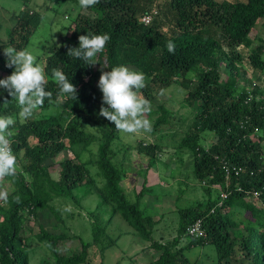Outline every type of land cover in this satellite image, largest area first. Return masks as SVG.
Returning <instances> with one entry per match:
<instances>
[{
    "label": "trees",
    "instance_id": "obj_1",
    "mask_svg": "<svg viewBox=\"0 0 264 264\" xmlns=\"http://www.w3.org/2000/svg\"><path fill=\"white\" fill-rule=\"evenodd\" d=\"M87 8L93 13L80 11L67 26L61 43L40 60L48 78L46 90L52 95L33 116L21 118L19 105L10 101L7 90H0V115L14 120L9 140L20 162L16 175L5 177L14 190L7 200H0V264H31L29 241L36 235L25 236L26 222L38 218L41 211H50L66 225L56 202L71 201L83 209L82 200L90 186L100 197L96 208L87 211L91 240L74 233L80 247L61 253L60 243L70 238L67 230L62 227L53 232L43 222L39 224V238L55 254L49 264H94L90 255L97 249L102 255L99 264H105L106 251L123 234L113 237L109 232L117 214L133 227V233L149 242L144 247L159 252L146 264H189L185 250L208 243L216 248L214 264H231L237 246L252 264H264V38L253 35L259 22L264 28V0H98ZM148 13L153 19L145 24L142 18ZM43 18L40 11L28 8L18 13L8 38L0 39V78L13 71L6 65L3 47L27 48ZM87 32L110 36L97 54L96 70L94 64L84 65L68 56V49L77 47L79 36ZM169 41L174 44L173 52L167 50ZM121 64L134 66L149 78L142 94L150 102L174 83L183 92L180 100L170 97L157 109L151 108L149 115L155 121L150 135L154 138L137 137L116 149L113 143L119 131L99 115L102 92L90 82L96 74ZM54 69L64 72L76 86V100L60 94L51 79ZM248 69L261 73L262 78H248ZM241 82L245 85L240 86ZM5 100L8 102L3 104ZM175 104L189 108L190 114H181ZM54 106L57 110L53 113L39 112ZM183 116L189 125L172 146V154L190 150L193 172L205 199L175 207L179 213L176 235L154 239L156 226L167 212L163 206L150 212L146 202L154 193L155 173L150 180L153 166L169 148L158 138L170 133ZM208 130L215 136L204 145ZM94 142L100 143L98 157L84 160L82 152ZM131 148L148 163L146 170L135 176L133 190L127 191L123 184L129 171L123 162L114 160L121 150ZM66 149L72 155L59 162L60 173L55 179L49 161ZM91 162L96 164L102 184L92 176ZM77 189L84 193L78 194ZM235 214L241 217L235 219ZM125 254L110 264L137 256Z\"/></svg>",
    "mask_w": 264,
    "mask_h": 264
},
{
    "label": "rangeland",
    "instance_id": "obj_2",
    "mask_svg": "<svg viewBox=\"0 0 264 264\" xmlns=\"http://www.w3.org/2000/svg\"><path fill=\"white\" fill-rule=\"evenodd\" d=\"M24 8H28L33 11H40L44 15L42 22L33 34L27 47V49H31L34 54L37 55L38 62H40L42 57L48 52H52L56 45L61 43L62 37L66 35L67 26L70 25L71 21L80 11L91 14L93 13L88 8H81L79 0H55L53 2H47L46 0H0V39L8 38L10 29L16 23L18 13ZM253 35H260L264 38V28L262 27L261 22L256 25ZM257 43L258 41L256 40L255 44ZM128 67L139 70L134 66ZM96 69H98V66L94 64V70ZM247 72L248 78L252 76L255 79H260L263 76L261 73L252 72L249 69ZM101 74L102 73L96 74L92 78L90 84L98 87V81ZM148 82L149 78L145 76V85ZM244 85V82L240 83V86ZM181 91L182 90H180L179 84H172L167 90L158 94L152 102H150L151 108L157 109L159 104L166 102L170 97L176 101L180 100L182 96ZM142 93L141 89L140 95L145 97ZM182 106L183 105H180L179 108V104H175L174 108L181 109L180 113L183 115H189V108H182ZM56 110L57 107L54 106L39 112H41V114L42 112L49 114L51 112H55ZM146 118H148L153 125L155 118L150 116L149 113L146 114ZM180 119L173 127L174 129L172 128V130H170V133L165 135L163 133V135L158 138L160 141L163 140V142L168 143L169 148L163 153L161 160L153 166L154 172H151L150 180L153 173H155L156 178L153 180L155 181V185H153L154 193L153 195H150V198L147 199L146 202L150 212L152 209H156L155 206L159 208H162L163 206L167 208V212L162 221L156 226L153 233L154 239H170V237L176 233L179 223V213L177 210H174L175 207H186L205 199V191L193 172L194 162L190 150L183 148L179 149L177 152H173L174 154H172V151L174 150L172 146H174L179 139L183 137L184 131L189 125V122H187L184 116ZM142 136L147 137L146 139L149 140L154 138V136L152 137L150 133H144L143 131L134 135L122 134L119 132V137H117L114 141L113 147L116 149L124 147L133 143L137 137ZM204 136L205 138L207 137V140L204 138L202 143L204 145H209L211 143L210 138L215 135L214 132L208 130L204 133ZM99 147V142L92 143L88 150H84L82 152L84 160L87 158L91 160L96 159L99 154ZM120 152L117 154L114 161L118 164L121 162L125 164V168L129 171V175L123 184V188L127 191H132L135 186V176L139 170H146L148 162L142 155H139L134 148H131L129 151L121 150ZM20 155L22 156L23 153ZM70 155L72 154L68 149H66L55 159L49 161L51 164L50 172L53 178L57 179L59 177V162L66 156ZM170 157L177 159L171 161ZM17 162L20 163L19 161ZM88 168L95 180H98V183L102 184V177L98 175V168L96 164L92 162L88 163ZM14 188V184L10 180L5 177H0V193L9 194L14 190ZM86 190H88V194L82 200L83 209L78 208L77 204L71 201L67 202L65 200H58L56 202V206L62 210V216L66 220V225L58 221L57 217L53 216L50 211H41L38 218L28 220L26 222L24 229L25 236H29L30 234L36 235V238H34L33 241H29L30 250L33 251L31 264H44V262H42L43 259L49 264L50 261L55 259V254L52 252L51 247L38 236L39 224L41 222H43L46 228L50 231H60L63 227V229L67 230L69 233L70 238L60 243L61 253L66 254L69 250H77L80 247L78 238L73 236L74 233L78 234L84 240L92 239V228L89 220L87 219V211L96 208L97 204L100 202V197L98 193L94 191L92 186H90V188H86ZM76 191L78 194L84 193V191L79 189ZM130 194L133 195L132 193ZM2 199L3 197H0V200ZM152 202L154 206L152 205ZM110 213L111 211L108 209L107 217ZM240 217V214L234 215L235 219H239ZM109 232L113 237L121 233L123 234L120 235L118 242L106 251L105 264H110L113 260L115 262L123 253L130 256L138 252L134 260L126 257V259L121 261L119 264H146L159 256V252L156 250L143 246L147 245L149 242L139 237L136 233H133V227L119 214H117L112 220ZM109 252L111 253V256L109 255ZM185 255L190 260L189 264H214L217 260L216 248L212 243L186 249ZM90 256L94 264H99L102 260L101 252L98 249L97 251L92 250ZM52 264H54V262ZM231 264H252V260L243 252L240 246H237L236 253L234 254Z\"/></svg>",
    "mask_w": 264,
    "mask_h": 264
},
{
    "label": "clouds",
    "instance_id": "obj_3",
    "mask_svg": "<svg viewBox=\"0 0 264 264\" xmlns=\"http://www.w3.org/2000/svg\"><path fill=\"white\" fill-rule=\"evenodd\" d=\"M97 2L98 0H79V5L87 8ZM78 39V46L69 48L68 56L79 59L84 65H92L98 62L97 54L104 50L110 36L108 33L87 32ZM166 46L169 52L174 51L171 41ZM3 51L6 65L13 71L7 77L0 78V90H7L12 98L10 101L14 100L20 107L19 116L27 119L44 105L45 98H51L52 93L46 90L48 78L31 49L8 46L3 47ZM51 79L57 84L60 94L76 100V86L64 72L54 69ZM98 87L102 92L99 115L114 123L120 133L134 135L141 131H152L151 121L146 118V114L152 110L151 104L140 95V90L145 87L142 71L123 64L113 66L109 71H102ZM2 94L0 91V95ZM7 102L5 100L3 104ZM13 124L11 116L0 115V177H12L17 172V158L9 140L10 126ZM0 197L7 200L6 193H0Z\"/></svg>",
    "mask_w": 264,
    "mask_h": 264
},
{
    "label": "built area",
    "instance_id": "obj_4",
    "mask_svg": "<svg viewBox=\"0 0 264 264\" xmlns=\"http://www.w3.org/2000/svg\"><path fill=\"white\" fill-rule=\"evenodd\" d=\"M153 19V15L151 13L145 14L142 18V21L145 24H149L151 22V20Z\"/></svg>",
    "mask_w": 264,
    "mask_h": 264
}]
</instances>
